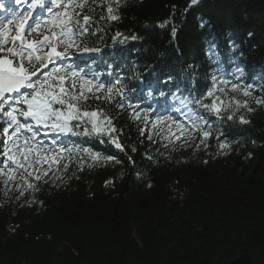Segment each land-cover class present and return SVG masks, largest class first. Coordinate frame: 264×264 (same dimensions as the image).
Segmentation results:
<instances>
[{
    "label": "trees",
    "instance_id": "16d2710c",
    "mask_svg": "<svg viewBox=\"0 0 264 264\" xmlns=\"http://www.w3.org/2000/svg\"><path fill=\"white\" fill-rule=\"evenodd\" d=\"M109 3L119 4V20L107 19ZM189 5L87 0L80 17L92 18L85 39L101 51L57 64L124 88L123 101L93 97L81 105L112 119L123 150L107 136L101 143L39 130L44 147L74 150L51 165L48 177H27L38 190L19 175L7 185L0 176V264H228L241 255L264 264V0ZM40 33L50 35L43 27ZM247 85L254 86L250 95ZM129 101L154 109L147 122L143 113L134 118ZM195 115L208 122L203 143L202 132L187 123ZM158 116L168 119L153 128ZM4 120L0 114V142ZM173 121L184 124L183 134ZM80 148L114 159L93 160ZM2 153L0 143V168Z\"/></svg>",
    "mask_w": 264,
    "mask_h": 264
},
{
    "label": "snow or ice",
    "instance_id": "6c2138e0",
    "mask_svg": "<svg viewBox=\"0 0 264 264\" xmlns=\"http://www.w3.org/2000/svg\"><path fill=\"white\" fill-rule=\"evenodd\" d=\"M17 3H27V10L22 14H16L6 23L0 22V114L5 117L2 133L4 139L3 167L0 168V176H5L4 183L17 178V175L24 180L28 189L38 190L36 185L30 183L27 177L36 181L48 177L53 163H59L63 159V153L71 154L73 148L54 147L50 150L37 140L39 130H47L45 135L52 134L53 137L60 136H97L101 143L103 137H108V143H112L116 148L123 150L118 137L113 135L116 129L110 117L106 116L102 110H88L81 107L89 99H107L112 102L114 96H119L120 100L125 99L123 87H114L112 83H105L96 74H89L72 65H59L58 61L73 59L74 55H84L99 53L98 47L89 46L86 37L89 36L91 17L83 15L80 19L82 10L87 6V0H50V5L46 0H16ZM199 0H190L189 7L197 5ZM2 7V5H0ZM119 4L113 8L111 3L107 7V19L117 21L120 19L117 14ZM45 10L47 17L43 24L39 22L31 27L28 22L37 10ZM80 9L81 11H76ZM101 19H104L101 16ZM207 20L201 22L203 28ZM168 21L159 24L158 27L165 28ZM12 25H15L12 34ZM27 26V27H26ZM46 28L49 34L42 35L41 39H28L33 33H40L41 28ZM176 30L173 28L172 35L175 36ZM96 35V33H91ZM122 35L117 33L116 37ZM251 35V34H249ZM114 37V39L116 38ZM125 39H128L125 37ZM136 40V36L131 37ZM5 45H10L5 47ZM109 70V75H111ZM243 75V73H241ZM120 84L119 78L115 82ZM227 84V81H222ZM244 95H250L247 88ZM224 89H220L223 91ZM233 90H237L233 86ZM101 95H97V94ZM151 95V93H149ZM164 95V93H161ZM208 95H212L211 92ZM257 103H260L258 100ZM129 108L133 109V116L140 120L142 113L145 122L148 121V114L154 111L151 107L140 109L139 104L128 103ZM209 108V105H202ZM247 107V104L244 105ZM118 107H124L119 103ZM211 110L219 115L221 109L215 104ZM251 111V109H249ZM168 117L158 116L152 122V127L165 122ZM229 120L233 116L228 117ZM250 121L240 117V123L245 124ZM183 134L185 128L180 121H173ZM188 126L193 130L202 132L201 143L211 135L206 130L208 122L200 115L188 118ZM82 131H77L81 129ZM145 129H141L144 134ZM24 133H29L25 136ZM180 139V136H176ZM151 140V135L148 136ZM220 147L227 148V143H222ZM79 152L88 154L93 160L114 159V157H102L100 153L89 148H80ZM135 151V149H133ZM55 153V154H54ZM151 159V157H149ZM206 163V161H205ZM47 164L48 168L44 165ZM65 164L64 168L67 169ZM22 170V171H21ZM59 179V177H56ZM47 182V181H45ZM150 186V185H149ZM20 196L24 195L21 185H16ZM19 198V197H17Z\"/></svg>",
    "mask_w": 264,
    "mask_h": 264
},
{
    "label": "rangeland",
    "instance_id": "374dc122",
    "mask_svg": "<svg viewBox=\"0 0 264 264\" xmlns=\"http://www.w3.org/2000/svg\"><path fill=\"white\" fill-rule=\"evenodd\" d=\"M5 0H0V5L4 2ZM27 2H30V0H27ZM27 10V3H17L16 0L13 1V7L10 10H3L2 7H0V22H7L9 19H12L13 16L16 14H22ZM39 10L37 9L34 13L33 16L30 18L28 24L31 27H34L35 24L38 22L37 18H35L36 14L39 13ZM40 21V20H39ZM27 27V26H26ZM14 28L15 25H12V34H14ZM41 33H33L31 39H41L42 38ZM10 45H5V47H8Z\"/></svg>",
    "mask_w": 264,
    "mask_h": 264
},
{
    "label": "water",
    "instance_id": "95a60500",
    "mask_svg": "<svg viewBox=\"0 0 264 264\" xmlns=\"http://www.w3.org/2000/svg\"><path fill=\"white\" fill-rule=\"evenodd\" d=\"M228 264H252V261L249 256L241 255L238 258L230 261Z\"/></svg>",
    "mask_w": 264,
    "mask_h": 264
}]
</instances>
